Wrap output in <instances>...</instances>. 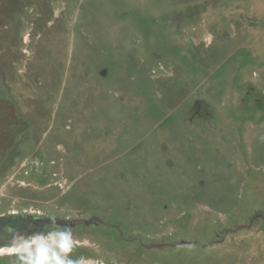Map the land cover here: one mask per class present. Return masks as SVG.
<instances>
[{"label": "rangeland", "instance_id": "1", "mask_svg": "<svg viewBox=\"0 0 264 264\" xmlns=\"http://www.w3.org/2000/svg\"><path fill=\"white\" fill-rule=\"evenodd\" d=\"M262 137L264 0H0V246L264 264Z\"/></svg>", "mask_w": 264, "mask_h": 264}, {"label": "clouds", "instance_id": "2", "mask_svg": "<svg viewBox=\"0 0 264 264\" xmlns=\"http://www.w3.org/2000/svg\"><path fill=\"white\" fill-rule=\"evenodd\" d=\"M26 212L33 214L37 219L45 217L49 223L31 234H21L9 228L8 232L12 233L11 241L8 245L0 246V256H13L17 264H88L84 256L73 258L71 255L77 245L70 226L64 225L61 228L55 215L34 210ZM0 217H3V214H0ZM31 227L32 225H29V228ZM2 239L4 238L0 237V240ZM98 264H103V261Z\"/></svg>", "mask_w": 264, "mask_h": 264}, {"label": "flooded vegetation", "instance_id": "3", "mask_svg": "<svg viewBox=\"0 0 264 264\" xmlns=\"http://www.w3.org/2000/svg\"><path fill=\"white\" fill-rule=\"evenodd\" d=\"M29 224H30V222H26L25 224H24V223H21L22 226H24V225H25V226H28ZM72 225H73V224H72ZM147 248H149V247H147ZM93 264H95V263L93 262ZM96 264H98V263H96Z\"/></svg>", "mask_w": 264, "mask_h": 264}]
</instances>
